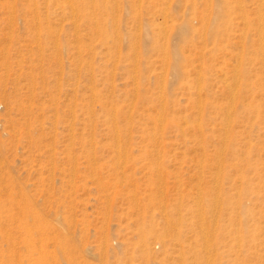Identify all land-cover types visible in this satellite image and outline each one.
<instances>
[{"label": "rangeland", "instance_id": "374dc122", "mask_svg": "<svg viewBox=\"0 0 264 264\" xmlns=\"http://www.w3.org/2000/svg\"><path fill=\"white\" fill-rule=\"evenodd\" d=\"M0 201V264H264V0H0Z\"/></svg>", "mask_w": 264, "mask_h": 264}, {"label": "bare ground", "instance_id": "6f19581e", "mask_svg": "<svg viewBox=\"0 0 264 264\" xmlns=\"http://www.w3.org/2000/svg\"><path fill=\"white\" fill-rule=\"evenodd\" d=\"M0 204H1V201H0ZM3 206H5V204H4ZM201 210H202V211H201ZM202 212H203V209H200V210H199V214L201 213V214L203 215ZM202 215H201V216H202ZM202 219H203V217H202ZM202 222H203V221H202ZM207 241H208V240H207ZM210 241H211V240H210ZM208 242H209V241H208ZM208 247H210V246L208 245ZM209 263H210V262H209ZM210 264H211V263H210Z\"/></svg>", "mask_w": 264, "mask_h": 264}]
</instances>
